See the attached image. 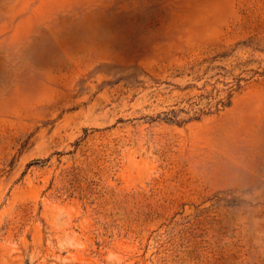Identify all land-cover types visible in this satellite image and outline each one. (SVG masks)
<instances>
[{
	"label": "rangeland",
	"instance_id": "374dc122",
	"mask_svg": "<svg viewBox=\"0 0 264 264\" xmlns=\"http://www.w3.org/2000/svg\"><path fill=\"white\" fill-rule=\"evenodd\" d=\"M0 264H264V0H0Z\"/></svg>",
	"mask_w": 264,
	"mask_h": 264
},
{
	"label": "trees",
	"instance_id": "16d2710c",
	"mask_svg": "<svg viewBox=\"0 0 264 264\" xmlns=\"http://www.w3.org/2000/svg\"><path fill=\"white\" fill-rule=\"evenodd\" d=\"M229 103V102H227ZM175 117V112L171 111L170 113H166V116L164 117L165 120H173V118Z\"/></svg>",
	"mask_w": 264,
	"mask_h": 264
}]
</instances>
